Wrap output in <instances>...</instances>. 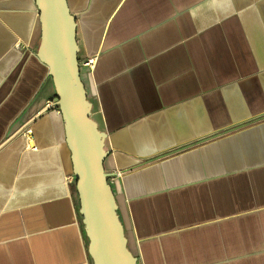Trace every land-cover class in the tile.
I'll list each match as a JSON object with an SVG mask.
<instances>
[{
    "label": "crops",
    "instance_id": "1",
    "mask_svg": "<svg viewBox=\"0 0 264 264\" xmlns=\"http://www.w3.org/2000/svg\"><path fill=\"white\" fill-rule=\"evenodd\" d=\"M66 3L136 264H264V0ZM39 42L0 0V264H92Z\"/></svg>",
    "mask_w": 264,
    "mask_h": 264
},
{
    "label": "water",
    "instance_id": "2",
    "mask_svg": "<svg viewBox=\"0 0 264 264\" xmlns=\"http://www.w3.org/2000/svg\"><path fill=\"white\" fill-rule=\"evenodd\" d=\"M35 1L40 25L37 53L47 66L56 106L63 117L88 254L92 264H136L117 216L109 174L103 166L107 154L105 133L91 117V105L80 76L75 18L66 0Z\"/></svg>",
    "mask_w": 264,
    "mask_h": 264
},
{
    "label": "built area",
    "instance_id": "3",
    "mask_svg": "<svg viewBox=\"0 0 264 264\" xmlns=\"http://www.w3.org/2000/svg\"><path fill=\"white\" fill-rule=\"evenodd\" d=\"M91 63H92V58H87L86 60H84L83 62H81V64H82V65H85V66H89ZM115 175H116V176H119L120 173L117 172ZM114 177H115L114 175H113V176H109V177H108V180H109L110 182H112V179H113Z\"/></svg>",
    "mask_w": 264,
    "mask_h": 264
},
{
    "label": "rangeland",
    "instance_id": "4",
    "mask_svg": "<svg viewBox=\"0 0 264 264\" xmlns=\"http://www.w3.org/2000/svg\"><path fill=\"white\" fill-rule=\"evenodd\" d=\"M222 135H224V134L222 133Z\"/></svg>",
    "mask_w": 264,
    "mask_h": 264
}]
</instances>
